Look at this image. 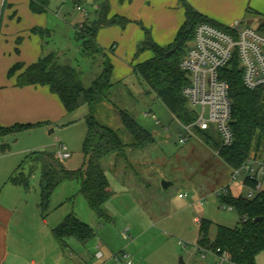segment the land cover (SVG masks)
Masks as SVG:
<instances>
[{
    "label": "rangeland",
    "instance_id": "374dc122",
    "mask_svg": "<svg viewBox=\"0 0 264 264\" xmlns=\"http://www.w3.org/2000/svg\"><path fill=\"white\" fill-rule=\"evenodd\" d=\"M25 1L31 0H0V72L9 60L6 46L11 44L10 34L24 31L32 21H46L40 35L43 54L54 53L60 64L79 71L85 87L101 74L104 60L108 59L112 71L121 63V79L111 75L113 87L93 116L99 124L118 131L126 143L129 137L118 116V111L123 110L151 134L153 143L139 152L126 150L121 159L109 157L103 161L112 197L102 208L107 218L100 219L90 211L74 180L54 190L44 212L39 208L38 157L56 156L59 145H64L70 158L58 161L70 171L85 167L82 148L87 131L86 106L69 114L62 106L61 115L50 123L0 137V170L10 172L6 179H0V204L13 213L6 231L5 264H123V254L134 264H213L212 259H202L195 251L199 225L194 219L211 223L210 238L217 226L240 227L239 214L225 208L214 194L229 184L231 170L201 134L194 132L185 144L179 143V134L184 133L180 122L159 99L148 95L147 87L132 71L138 57L132 55L129 62H122L126 45L118 40L122 32L119 25L101 28L117 33L113 34L114 40L101 39L104 43H97L106 59L101 54L92 58L82 53V41L75 32L96 19V10L103 0H33L44 9L35 17L26 12ZM246 1V13L239 21L256 30L264 18V0ZM134 2L140 4L138 0ZM108 5L110 8L109 0ZM144 22L127 24L144 36L145 31L152 36L151 27ZM14 53L15 50L10 51L12 56ZM208 133L218 140L213 129ZM161 137L166 139L160 140ZM13 174L28 178L27 190L8 181ZM162 181L171 185L164 190ZM231 183V193L245 198L247 190L240 181ZM69 215L91 228L94 237L86 243L69 238L64 247L58 246L51 232ZM124 231L126 239L121 236ZM255 264H264V252L256 257Z\"/></svg>",
    "mask_w": 264,
    "mask_h": 264
},
{
    "label": "trees",
    "instance_id": "16d2710c",
    "mask_svg": "<svg viewBox=\"0 0 264 264\" xmlns=\"http://www.w3.org/2000/svg\"><path fill=\"white\" fill-rule=\"evenodd\" d=\"M94 1L98 3L100 0ZM179 1L184 9L185 21L175 39L170 45L160 47L153 41L149 32L145 31L144 40L137 45L135 57L149 51L152 53V58L136 64L133 73L145 84L148 95H154L159 99L179 122L188 124L193 119V114L188 110L186 100L182 96V89L188 83V78L179 67L180 61L188 43L193 39L198 24L206 23L222 30H226V27L212 23L185 0ZM30 9L34 13H41L44 10L38 8L33 0L30 1ZM108 14V0H103L96 10V19L89 24L81 25L75 32L76 38L82 41L84 55L93 58L96 54H101L106 59L96 42L97 32L103 27L112 25L123 28L129 22L119 17L108 19ZM257 29L264 34V18ZM102 66L101 74L88 87L83 85L80 72L73 67L60 64L54 53L47 54L28 66L16 63L8 71V76H13L18 70L21 71L16 77V87H48L50 93L57 96L68 114L75 112L81 106L88 108V115L85 117L87 131L82 148L85 167L70 171L55 156L42 154L37 159L40 164L41 212L46 210L50 197L58 186L74 180L79 183V193L90 211L100 219L107 218L102 208L112 197V192L102 166L103 161L109 157L121 159V155L126 150L132 153L139 152L153 143L151 134L123 110L118 111V116L129 137L126 143L123 142L118 131L103 126L95 120L93 115L96 109L107 100V95L113 87L112 65L106 59ZM222 78L227 83L231 101L230 127L233 142L228 147H221L219 138L213 140L208 132L197 133L206 138V144L211 149L218 151V157L230 170H236L252 156L263 159L264 86L255 90L246 89L236 64L232 69L223 70ZM36 126L38 125L15 124L9 127L0 125V137L12 136ZM8 181L13 185H21L26 190L28 188V178L22 174L18 176L13 174ZM244 184L253 188L255 181L246 179ZM239 196L229 192L220 199L224 206L231 207L239 214L240 227L230 229L217 226L214 237L210 238L211 223L200 220L199 237L195 246L212 252L216 250L225 252L232 264H255L256 257L264 252V191L258 192L252 199ZM256 218L260 220L254 221ZM51 233L60 247H64L69 238L86 243L94 237L93 230L72 215L67 216Z\"/></svg>",
    "mask_w": 264,
    "mask_h": 264
},
{
    "label": "crops",
    "instance_id": "0c3cea01",
    "mask_svg": "<svg viewBox=\"0 0 264 264\" xmlns=\"http://www.w3.org/2000/svg\"><path fill=\"white\" fill-rule=\"evenodd\" d=\"M109 1L111 7L109 8L108 19L119 17L128 21H145L144 23L151 27L153 41L160 47H166L173 42L178 30L185 21L184 9L177 6V0H138L140 4H136L134 0L123 1L122 3L120 0ZM119 2L121 4H118ZM199 2L189 0L191 4L189 5L212 23L222 27H228L232 22L242 20V16L246 13L244 12L246 0H201ZM25 4L27 9L24 8L27 10L26 12L29 11V16L35 17L36 14H39L31 11L30 3L25 1ZM30 12L32 15H30ZM45 25L46 21H32L24 31H14L9 36L11 44L6 46L9 60L0 72V125L3 127L15 124H48L62 113L63 109L59 99L50 93L48 87L29 86L19 88L16 87L15 82L21 71L15 72L13 76H8V71L14 64L22 63L28 66L43 57L40 35L43 30L42 27ZM34 30L36 31L34 32ZM120 33L121 35L118 34V40H122L123 44L126 45L122 62H129L132 55L135 57L137 45L144 40V33L139 32L136 28L130 29V24H126ZM113 34H117L114 29H101L97 32L96 42L102 44L104 43L102 40L107 41L111 38L114 40ZM13 50H15V53L12 56L10 51ZM151 58L152 53L146 51L138 56V60L133 63V67ZM120 64L118 63V68L114 67L112 71L113 78L121 79L123 67ZM117 69L120 74L116 72ZM9 173L6 172L5 174V170L3 172L1 169L0 179L2 177L6 179ZM9 209L0 204V264H5L8 257L6 231L13 217V213Z\"/></svg>",
    "mask_w": 264,
    "mask_h": 264
},
{
    "label": "built area",
    "instance_id": "2783aa9c",
    "mask_svg": "<svg viewBox=\"0 0 264 264\" xmlns=\"http://www.w3.org/2000/svg\"><path fill=\"white\" fill-rule=\"evenodd\" d=\"M234 64L241 72L242 84L246 89L255 90L264 86V34L258 29L243 26L241 21L233 22L226 30L206 23L198 24L179 65L188 78V83L182 89V96L193 114V119L188 124L180 122L184 132L179 134L180 144H185L194 132H209L211 129L217 134L221 147L232 144L231 101L222 72L232 69ZM58 149L55 156L57 160L62 162L70 158L64 145H59ZM215 154L218 155V151ZM246 179L255 181V186L246 187ZM237 180L247 190L246 199H252L255 194L263 191L264 158L252 156L239 169L231 170L229 184L216 190L215 196H226L231 192V182L235 183ZM224 207L233 210L231 207ZM200 220L198 217L194 219L198 225ZM121 236L126 239V231ZM194 248L202 259L210 258L213 264H232L225 252H212L199 246ZM122 258L123 264H134L128 255L123 254Z\"/></svg>",
    "mask_w": 264,
    "mask_h": 264
},
{
    "label": "water",
    "instance_id": "95a60500",
    "mask_svg": "<svg viewBox=\"0 0 264 264\" xmlns=\"http://www.w3.org/2000/svg\"><path fill=\"white\" fill-rule=\"evenodd\" d=\"M151 98L153 99L154 98V95H151ZM164 139H166V138H162V137L160 138V140H164ZM34 152H37V151H34ZM170 185L171 184L168 183V182H165V181H162L161 182V188L164 189V190H166ZM239 197H241V196H239ZM259 220H260V218L254 219V221H256V222L259 221Z\"/></svg>",
    "mask_w": 264,
    "mask_h": 264
}]
</instances>
